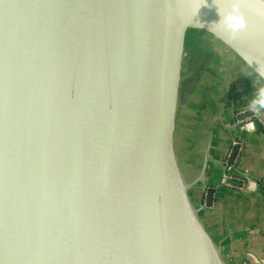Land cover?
<instances>
[{"label":"water","instance_id":"95a60500","mask_svg":"<svg viewBox=\"0 0 264 264\" xmlns=\"http://www.w3.org/2000/svg\"><path fill=\"white\" fill-rule=\"evenodd\" d=\"M234 2L0 0V264H227L188 146L212 54L264 70L260 0L214 23Z\"/></svg>","mask_w":264,"mask_h":264},{"label":"crops","instance_id":"0c3cea01","mask_svg":"<svg viewBox=\"0 0 264 264\" xmlns=\"http://www.w3.org/2000/svg\"><path fill=\"white\" fill-rule=\"evenodd\" d=\"M264 82L238 57L224 50L212 54L202 77L188 146V175L196 206L214 191L211 206L199 211L221 246L227 264H264V133L239 132L234 112L249 105ZM264 115V111L261 112ZM231 135L244 144L240 168L258 181L256 192L220 187L219 179Z\"/></svg>","mask_w":264,"mask_h":264},{"label":"built area","instance_id":"2783aa9c","mask_svg":"<svg viewBox=\"0 0 264 264\" xmlns=\"http://www.w3.org/2000/svg\"><path fill=\"white\" fill-rule=\"evenodd\" d=\"M249 122L254 123V131L259 127L264 133V115L254 114L248 110V105L238 108L234 112V127L239 132L249 131L246 125ZM243 140L237 135H231L229 143L222 160V172L219 179L220 187L235 188L243 192H256L259 183L250 176L247 168H240V157L243 149ZM199 211H205L209 208L203 200L199 206Z\"/></svg>","mask_w":264,"mask_h":264},{"label":"clouds","instance_id":"9594fccd","mask_svg":"<svg viewBox=\"0 0 264 264\" xmlns=\"http://www.w3.org/2000/svg\"><path fill=\"white\" fill-rule=\"evenodd\" d=\"M242 2L243 0H235L233 3V11L226 15L221 14L217 8L221 19L215 21L214 23H224L230 32L231 38H235L241 31L247 28V21L244 17V13L240 11V4ZM260 2L264 4V0H260ZM261 14H264V10H261ZM257 77L264 78V70L258 71ZM248 110L257 115L264 111V85H261L256 89L255 94L248 105ZM246 127L249 131H254L255 128L253 122H249Z\"/></svg>","mask_w":264,"mask_h":264},{"label":"rangeland","instance_id":"374dc122","mask_svg":"<svg viewBox=\"0 0 264 264\" xmlns=\"http://www.w3.org/2000/svg\"><path fill=\"white\" fill-rule=\"evenodd\" d=\"M202 216V214H200Z\"/></svg>","mask_w":264,"mask_h":264}]
</instances>
